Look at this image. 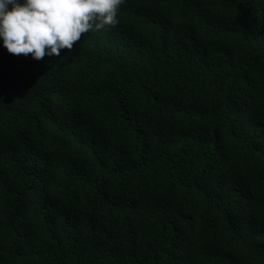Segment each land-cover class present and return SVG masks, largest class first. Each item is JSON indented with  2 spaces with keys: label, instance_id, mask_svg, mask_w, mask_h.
<instances>
[{
  "label": "trees",
  "instance_id": "1",
  "mask_svg": "<svg viewBox=\"0 0 264 264\" xmlns=\"http://www.w3.org/2000/svg\"><path fill=\"white\" fill-rule=\"evenodd\" d=\"M36 61L0 39V264H264V0H125Z\"/></svg>",
  "mask_w": 264,
  "mask_h": 264
},
{
  "label": "clouds",
  "instance_id": "2",
  "mask_svg": "<svg viewBox=\"0 0 264 264\" xmlns=\"http://www.w3.org/2000/svg\"><path fill=\"white\" fill-rule=\"evenodd\" d=\"M125 0H0V39L9 54L40 61L71 51L82 34L119 23ZM2 99V98H0Z\"/></svg>",
  "mask_w": 264,
  "mask_h": 264
}]
</instances>
